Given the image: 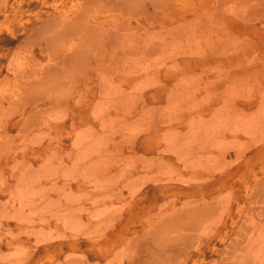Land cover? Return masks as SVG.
<instances>
[{"label":"rangeland","instance_id":"1","mask_svg":"<svg viewBox=\"0 0 264 264\" xmlns=\"http://www.w3.org/2000/svg\"><path fill=\"white\" fill-rule=\"evenodd\" d=\"M0 264H264V0H0Z\"/></svg>","mask_w":264,"mask_h":264}]
</instances>
